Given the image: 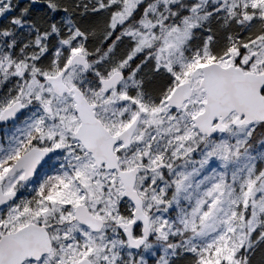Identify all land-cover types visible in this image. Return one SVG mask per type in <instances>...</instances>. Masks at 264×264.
Masks as SVG:
<instances>
[{
	"label": "snow or ice",
	"instance_id": "obj_1",
	"mask_svg": "<svg viewBox=\"0 0 264 264\" xmlns=\"http://www.w3.org/2000/svg\"><path fill=\"white\" fill-rule=\"evenodd\" d=\"M0 264H264V0H0Z\"/></svg>",
	"mask_w": 264,
	"mask_h": 264
}]
</instances>
